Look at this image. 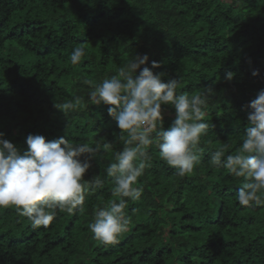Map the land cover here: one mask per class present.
<instances>
[{
	"label": "trees",
	"instance_id": "trees-1",
	"mask_svg": "<svg viewBox=\"0 0 264 264\" xmlns=\"http://www.w3.org/2000/svg\"><path fill=\"white\" fill-rule=\"evenodd\" d=\"M86 49L78 65L69 59ZM136 54L156 73L180 80L178 94L208 86L217 95L207 110L210 127L193 173L180 177L150 148L151 166L128 201L129 230L115 245L92 238L94 211L114 197L103 169L123 139L107 105H88L65 117L54 103L80 96L88 78L116 75ZM254 70L259 75L254 76ZM227 72L234 79L227 81ZM264 89V0H0V133L21 152L26 137L64 136L73 144L110 142L86 178L104 186L86 197L83 211L57 212L48 227L33 228L12 207L0 208V264H264V206H241L242 178L210 165L216 148L234 154L242 143L248 103ZM175 119L164 106L163 126Z\"/></svg>",
	"mask_w": 264,
	"mask_h": 264
},
{
	"label": "clouds",
	"instance_id": "clouds-1",
	"mask_svg": "<svg viewBox=\"0 0 264 264\" xmlns=\"http://www.w3.org/2000/svg\"><path fill=\"white\" fill-rule=\"evenodd\" d=\"M86 49L75 47L70 54L72 65H78ZM147 54H136L120 66L116 75L94 83L83 78L89 86L87 103L80 96L54 107L69 118L88 105H107L108 115L121 130L123 148L115 153L103 173L113 182L112 196L106 205L94 211L88 227L92 238L105 246L115 245L131 223L126 214L128 201H139L143 185L139 183L151 166L150 148L159 149V158L184 177L193 173L203 152L202 137L207 135V110L217 95L212 86L196 95L178 94L180 80L163 79L156 73L161 63L151 61ZM259 75L258 70L252 73ZM227 81L234 79L227 72ZM175 110V119L165 128L164 106ZM247 107V126L242 143L234 154L225 155V146L212 153L210 165L223 168L233 177L242 178L236 198L241 206H264V89ZM0 133V208L12 207L26 217L33 228L48 227L57 212L73 214L83 211L86 197L104 186L102 174L86 178L91 161L99 160L110 149V142L73 144L64 136L48 140L43 135L29 134L23 152Z\"/></svg>",
	"mask_w": 264,
	"mask_h": 264
}]
</instances>
